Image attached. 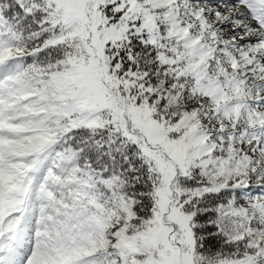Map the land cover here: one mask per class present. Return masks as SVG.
Returning <instances> with one entry per match:
<instances>
[{"label": "snow or ice", "instance_id": "6c2138e0", "mask_svg": "<svg viewBox=\"0 0 264 264\" xmlns=\"http://www.w3.org/2000/svg\"><path fill=\"white\" fill-rule=\"evenodd\" d=\"M0 264H264V0H0Z\"/></svg>", "mask_w": 264, "mask_h": 264}]
</instances>
